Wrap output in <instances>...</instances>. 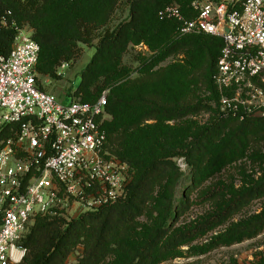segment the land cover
I'll use <instances>...</instances> for the list:
<instances>
[{"label":"trees","instance_id":"trees-1","mask_svg":"<svg viewBox=\"0 0 264 264\" xmlns=\"http://www.w3.org/2000/svg\"><path fill=\"white\" fill-rule=\"evenodd\" d=\"M118 1L0 0V56L8 55L12 48L16 31L10 23L14 20L20 26L29 24L35 29L33 38L41 48L37 71L44 75L55 74L59 63L77 56V42L90 44L94 31L106 27L97 52L81 77L78 92L83 98H79L92 103L102 91L111 89L107 111L113 119L104 123L107 146L133 169V179L123 200L71 220L62 215L37 216L21 242L27 249L21 264H66L79 247L82 248L79 264H159L175 257L181 246L225 222L253 196L264 191V179L243 192L233 189L222 201L221 209L209 219L198 225L177 226L187 198L186 192L178 198L171 184L183 174L177 160L183 158L192 167L194 182L208 179L224 167L225 160L243 152L246 134L253 129L257 133L264 131V116L240 120L221 112L213 75L223 47L222 39L205 33L182 35L180 21L159 14L162 8L177 1L184 15L192 17L190 0H134L130 19L111 30L107 25ZM5 20L7 25L3 23ZM177 33L180 36H175ZM141 42L156 51L145 60V68L184 48H192L196 55L208 58V86L212 96L183 108L165 107L143 99L138 108H143L145 116L139 118V110H133L130 98L133 93L124 92L129 71L121 66V60L130 43ZM117 81L122 83L116 85ZM153 89L175 97L185 86H180L178 79L174 83L159 81ZM200 110L211 111L210 124L184 140L175 133L180 127L166 124L171 118ZM149 119L157 122L141 125ZM235 122H240L236 130L226 133L227 126ZM10 127L4 129L0 138L14 133ZM12 127L17 131L20 124ZM149 210L157 213L153 223L137 229L138 219ZM263 228L264 211L231 226L214 241H240ZM253 264H264V259Z\"/></svg>","mask_w":264,"mask_h":264},{"label":"built area","instance_id":"built-area-1","mask_svg":"<svg viewBox=\"0 0 264 264\" xmlns=\"http://www.w3.org/2000/svg\"><path fill=\"white\" fill-rule=\"evenodd\" d=\"M190 8L192 17L177 4L159 14L180 21L182 35L222 39L213 75L221 112L264 116V0H190ZM10 26L12 48L0 56V136L7 126L14 132L0 138V264H21V242L37 216L67 217L74 203L84 214L123 200L133 169L107 146L109 90L92 103L59 100L39 83L41 48L32 31L14 20Z\"/></svg>","mask_w":264,"mask_h":264},{"label":"rangeland","instance_id":"rangeland-1","mask_svg":"<svg viewBox=\"0 0 264 264\" xmlns=\"http://www.w3.org/2000/svg\"><path fill=\"white\" fill-rule=\"evenodd\" d=\"M133 1H118L107 28L114 30L130 19ZM171 4L180 5L177 1H173ZM23 27H27L34 34L35 29L29 24H24ZM105 33L106 27H100L94 31V38L90 44L82 41L77 42V56L70 61L64 60L59 63L55 74L44 75L38 72V80L42 88L54 94L64 103H70L73 98H83L82 93L78 92L81 77L98 50L101 34ZM177 35L180 36L179 33L175 34V36ZM155 52L146 42L130 43L121 60V66L126 67L129 71L124 92L133 93L130 98L134 103L133 110H139V118L145 113L141 106L138 108L143 99L165 107L183 108L212 96V91L208 86L210 63L208 58L204 59L203 56L196 55L192 48H184L160 60L151 68H145V60L156 54ZM206 57H208L207 54ZM65 64L66 66H64ZM178 79L180 86H185V89L175 97L173 95L164 96L153 89L159 81L174 83ZM121 83V81H117L116 85ZM107 89L110 92L111 89ZM211 103L214 105V102ZM212 115L209 110H200L171 118L166 121V124L180 127L181 129H177L175 133L184 140L205 125H209ZM106 119V121L113 119V115L109 111H107ZM156 122V119H149L143 121L141 125L155 124ZM238 123L240 124V122ZM239 124L235 122L228 125L225 132H233ZM227 139L230 137L228 136ZM242 151V153L235 154L230 160H225V165L220 171L203 181L194 182L193 170L189 165L181 168L183 174L171 181L176 189V196L181 198L182 194L186 192L187 197L186 202L182 205L185 207L180 213L177 226L198 225L221 209L222 201L230 196L233 189L243 192L253 183L264 179V131L257 133V130L253 129L246 134ZM170 191H172L171 188ZM187 191L189 192L187 193ZM81 208V205L74 203L66 218L71 220L81 217L83 215ZM150 211H146L138 219L137 229L141 230L144 226L153 223L157 213L153 214ZM263 211L264 191L253 196L245 207L225 222L216 225L215 228L199 236L190 244L181 246L180 252L175 257L166 259L159 264H253L264 259V228L258 234L247 236L240 241H214L216 236L224 233L231 226L249 220L253 215ZM35 219L30 226L33 225ZM68 260L66 263L74 264L76 255H72L70 262Z\"/></svg>","mask_w":264,"mask_h":264},{"label":"crops","instance_id":"crops-1","mask_svg":"<svg viewBox=\"0 0 264 264\" xmlns=\"http://www.w3.org/2000/svg\"><path fill=\"white\" fill-rule=\"evenodd\" d=\"M81 253H82V248L79 247L76 252H74V253L71 254V257L70 258H72V255H76V260H75L76 262L75 263L78 264L77 258L79 257V255ZM70 258H69L68 262H70ZM73 258H75V256H73ZM66 264H69V263H66Z\"/></svg>","mask_w":264,"mask_h":264}]
</instances>
